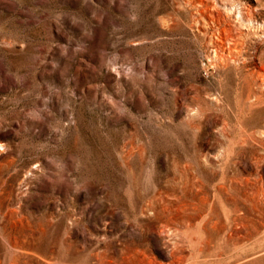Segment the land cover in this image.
I'll list each match as a JSON object with an SVG mask.
<instances>
[{
    "label": "rangeland",
    "instance_id": "1",
    "mask_svg": "<svg viewBox=\"0 0 264 264\" xmlns=\"http://www.w3.org/2000/svg\"><path fill=\"white\" fill-rule=\"evenodd\" d=\"M262 69L264 0H0V264H264Z\"/></svg>",
    "mask_w": 264,
    "mask_h": 264
},
{
    "label": "bare ground",
    "instance_id": "2",
    "mask_svg": "<svg viewBox=\"0 0 264 264\" xmlns=\"http://www.w3.org/2000/svg\"><path fill=\"white\" fill-rule=\"evenodd\" d=\"M200 4H204L199 2ZM241 51L240 41L233 35L227 33H221L219 37L216 38L215 52L221 57H236ZM236 59V58H235ZM264 73V70L262 69ZM264 81V80H263ZM262 81V82H263ZM261 134L264 135V130L261 131ZM239 216H236L234 219H238Z\"/></svg>",
    "mask_w": 264,
    "mask_h": 264
}]
</instances>
